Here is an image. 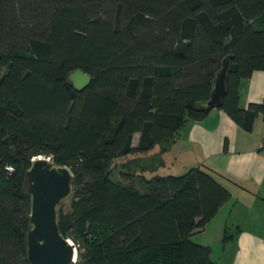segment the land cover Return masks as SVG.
<instances>
[{
	"label": "trees",
	"instance_id": "16d2710c",
	"mask_svg": "<svg viewBox=\"0 0 264 264\" xmlns=\"http://www.w3.org/2000/svg\"><path fill=\"white\" fill-rule=\"evenodd\" d=\"M226 56L216 106L251 129L264 98L240 107L239 83L264 68V0H0V264H30L24 174L39 154L73 174L72 210H57L73 264H218L193 238L230 196L210 168L112 179L109 160L204 118Z\"/></svg>",
	"mask_w": 264,
	"mask_h": 264
},
{
	"label": "crops",
	"instance_id": "0c3cea01",
	"mask_svg": "<svg viewBox=\"0 0 264 264\" xmlns=\"http://www.w3.org/2000/svg\"><path fill=\"white\" fill-rule=\"evenodd\" d=\"M263 98L264 68H260L240 80L239 106L248 108L250 103ZM263 137L264 120L260 113L252 128L247 129L222 108L213 106L201 120L184 123L168 142L125 156L132 163L137 162L134 157L138 156L148 162L150 168L140 167L147 177L162 170L180 173L194 165L210 168L230 196L193 238L210 245L211 256L215 255L217 263L219 254L226 250L224 243L233 241L234 250L224 264H264V149L260 147ZM134 138L136 145L138 135L136 141ZM164 145L167 148L162 151ZM224 234L232 236L223 240ZM218 246L222 250L214 254V247Z\"/></svg>",
	"mask_w": 264,
	"mask_h": 264
},
{
	"label": "water",
	"instance_id": "95a60500",
	"mask_svg": "<svg viewBox=\"0 0 264 264\" xmlns=\"http://www.w3.org/2000/svg\"><path fill=\"white\" fill-rule=\"evenodd\" d=\"M229 56L217 70L208 106L218 105L225 92ZM91 76L80 68L68 74L71 85L80 89L90 82ZM26 191L30 194V227L26 232V251L30 264H73L77 248L58 227V204L72 192L73 174L64 164L54 163L48 156L32 157L25 170Z\"/></svg>",
	"mask_w": 264,
	"mask_h": 264
},
{
	"label": "rangeland",
	"instance_id": "374dc122",
	"mask_svg": "<svg viewBox=\"0 0 264 264\" xmlns=\"http://www.w3.org/2000/svg\"><path fill=\"white\" fill-rule=\"evenodd\" d=\"M113 120L114 119L111 120V124L114 123ZM137 135L138 134L134 135V137H135L134 141H136ZM138 157H134V160H137L136 163H132V159H129L127 156H119V157L111 158L109 160V166L113 169L112 174H111V178L112 179H120L121 178L120 170H126L127 167H129V169H132V171L136 172V173H139V172L143 173V171H141L142 169H140V167L150 168V165L148 164V162H144ZM145 161H147L146 158H145ZM159 172H161V174L166 173V171H164V170L159 171ZM175 172H177V171H175ZM74 198H76V197L74 195V185H73L71 194L60 201V203L58 204L57 210L59 209L58 211H60L61 213H64V214L69 213L72 210L71 201ZM222 244H220V245L222 246ZM224 249H226V250H224V254H222V253L219 254V258L217 259L218 264H224L225 261L227 260V257L229 258V254L230 253L232 254V252L234 250V242L229 241L228 243H224ZM221 250H222V247H220V246L214 247V254H216L217 252L220 253ZM212 257L215 259V255H213ZM223 260H224V262H222Z\"/></svg>",
	"mask_w": 264,
	"mask_h": 264
},
{
	"label": "built area",
	"instance_id": "2783aa9c",
	"mask_svg": "<svg viewBox=\"0 0 264 264\" xmlns=\"http://www.w3.org/2000/svg\"><path fill=\"white\" fill-rule=\"evenodd\" d=\"M260 147L262 148V149H264V137L261 139V141H260ZM9 169H11V167H8Z\"/></svg>",
	"mask_w": 264,
	"mask_h": 264
}]
</instances>
